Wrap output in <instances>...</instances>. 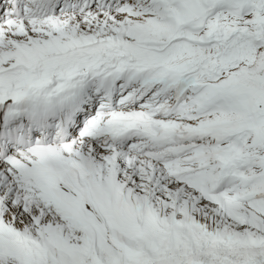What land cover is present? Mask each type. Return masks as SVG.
<instances>
[{
  "label": "snow or ice",
  "instance_id": "1",
  "mask_svg": "<svg viewBox=\"0 0 264 264\" xmlns=\"http://www.w3.org/2000/svg\"><path fill=\"white\" fill-rule=\"evenodd\" d=\"M0 264H264V0H0Z\"/></svg>",
  "mask_w": 264,
  "mask_h": 264
}]
</instances>
